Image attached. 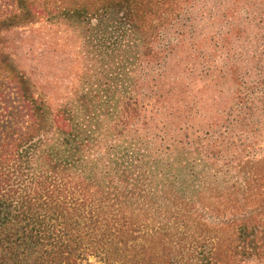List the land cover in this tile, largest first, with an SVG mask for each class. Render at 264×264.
Wrapping results in <instances>:
<instances>
[{
	"label": "rangeland",
	"instance_id": "obj_1",
	"mask_svg": "<svg viewBox=\"0 0 264 264\" xmlns=\"http://www.w3.org/2000/svg\"><path fill=\"white\" fill-rule=\"evenodd\" d=\"M119 1L112 7L100 0L93 14L82 3L62 13L52 8L54 20L17 18L0 32L17 77L24 72L43 89L51 117L61 104L86 98L99 109L81 128L86 142L68 169L52 170L57 157L47 149L17 166L7 195L11 207L17 202V226L27 221L18 215L22 203L40 205V182L50 186L57 175L50 200L66 208L78 230L48 213L44 224L82 242L77 264H264V76L244 69L238 54L249 37L264 33V0H175L172 11L147 2L143 12L157 14L156 37L137 31V48L124 49L133 43L128 31L109 36L131 56L121 76L131 84L126 93L113 88L120 80L109 90L100 85L105 55L86 30L107 6L123 10ZM44 134L51 139V131ZM48 247L31 257L51 264Z\"/></svg>",
	"mask_w": 264,
	"mask_h": 264
},
{
	"label": "trees",
	"instance_id": "obj_2",
	"mask_svg": "<svg viewBox=\"0 0 264 264\" xmlns=\"http://www.w3.org/2000/svg\"><path fill=\"white\" fill-rule=\"evenodd\" d=\"M98 2L100 0H0V32L11 29L16 24L17 18L28 21L37 15H43V17L49 15L46 16L47 19L51 17L50 19L54 20L58 15L52 8H58V11L62 13L67 8H76L77 3H82L83 6L93 9V12H89L93 14L95 13L94 8H98L94 7ZM119 2V0H109L108 3L114 7ZM130 2L134 3L131 8L128 7ZM147 2L155 4L156 10H160V7L165 5L166 9L170 8L167 11H172V8L178 5L175 0H121V3L125 5L123 10L107 6L97 18L96 23L86 28L89 33L87 36L90 40L89 43L96 42L98 53L102 57L105 55L97 71H100V77H98V80L101 81L100 85H108V90L118 80H120L117 82L118 85L115 84L113 87L116 91L126 93L132 90L131 84L122 80L126 74L125 68L129 63L132 64L129 62L131 56L118 44L112 46L108 42L109 36L113 33L128 31L133 43H125L124 49L137 48V44L134 42L137 39L134 37L137 31L140 33L143 31L144 35L147 32L149 36L156 37V34L153 35V33L157 28L155 29V25H151V21L157 14L154 13L155 9L153 12H143L146 9L143 7ZM249 15L250 12L247 13V16ZM262 15L264 16V14ZM263 16L260 18L263 19ZM258 21L261 22V20ZM106 43L109 45L104 46ZM148 43H150L149 40ZM253 43L258 46L255 54L252 52ZM247 44L248 46L242 47L243 50L238 53L241 58L244 56L242 60L247 63L244 65V69L255 67L264 76V33L260 32L258 35L249 37ZM142 46L148 52L152 47L147 43ZM104 47L110 50L104 52ZM249 48H251L249 50L250 58L253 57L256 60L253 62L254 64L252 63L253 59L246 56ZM115 58L118 59L117 62H115ZM12 59L9 44L0 42V264H43L44 261L31 257V254L32 252L38 253L45 246H49L48 251H44L47 263L77 264V255L83 253L82 242L79 241L76 244V235L69 237L68 234H62V229L55 232L49 229V225L44 224L48 213L50 219L54 218L60 224L69 222L67 226L70 227V232L78 230L72 226L76 224V221H70L72 216L66 211V208H60L50 200L52 190L49 188L52 184L54 186L57 180L60 181L62 176L49 177L50 186L44 187L40 182L39 189H44L46 198L40 202V205H37L38 207L34 208L29 205L23 207L22 203L20 207L23 209L18 211V215L22 216V222L27 219L24 226H17V202L11 207L12 202L7 199V195L17 180L16 178L11 180L10 176L12 177L14 173L17 174V166H20L22 159H31L34 150L45 151L47 149L46 154L54 153L52 156L57 157V162L53 163L52 170L56 171L57 167L65 165L68 169L71 164L67 160L79 156L77 149L86 142L82 138L81 128H85L87 124H92L93 120H97L99 116H96V113L99 112V109H94L93 104L86 98V100L81 99L74 104H61L51 117L49 106L45 104L44 100L47 94L40 86L36 85L37 82L29 79L23 71L21 76L17 77V66ZM248 63H252L251 66ZM134 66L132 68L136 70ZM121 76L123 77L121 78ZM137 79L140 83V76H137ZM109 83L112 84L109 85ZM258 83L264 84V77ZM103 90L104 88H102ZM261 101L264 105V100ZM123 118L127 119L128 113H123ZM52 124L55 126L54 131L51 130ZM49 131L52 132L51 139H44L43 137L46 135L44 133ZM41 133L43 135H40ZM59 133L69 137L58 136ZM54 134H57L59 143L52 141ZM34 136L37 137L36 140ZM62 215L66 216L65 221L58 220L59 217L62 218ZM76 217L79 218L78 215ZM26 227H29V231L26 230ZM72 243L76 246L72 247Z\"/></svg>",
	"mask_w": 264,
	"mask_h": 264
}]
</instances>
